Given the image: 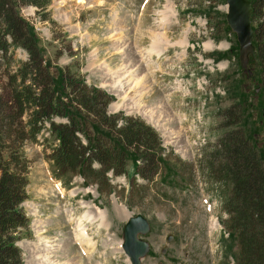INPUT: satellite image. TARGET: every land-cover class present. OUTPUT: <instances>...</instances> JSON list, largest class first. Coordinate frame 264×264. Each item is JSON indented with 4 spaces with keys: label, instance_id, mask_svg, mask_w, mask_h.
Segmentation results:
<instances>
[{
    "label": "rangeland",
    "instance_id": "obj_1",
    "mask_svg": "<svg viewBox=\"0 0 264 264\" xmlns=\"http://www.w3.org/2000/svg\"><path fill=\"white\" fill-rule=\"evenodd\" d=\"M48 1L44 12L17 0L22 19L44 48L43 68L56 79L64 75L67 89L75 75L106 94L107 115L118 127L129 120L146 125L166 165L154 175L147 166L145 177L138 169L146 161L131 162L127 175L109 172L108 182L78 174L56 177L48 159L58 145L50 122L35 142L9 141L3 156L12 171H25L20 210L29 221L14 234V260L131 264L122 248L123 229L130 216L142 214L150 230L142 235L149 250L141 264H236L239 238L230 234L226 205L232 184L217 179L216 155L224 137L239 130L248 137L255 131L251 140L263 147L264 66L259 58L242 66L237 35L226 19L227 0ZM250 1L257 48V35L264 42V0ZM152 47L161 51L151 58ZM219 53L225 57L217 59ZM28 60L23 47L0 52V106H18L13 94ZM238 106L244 110L242 123L232 125L228 110L240 112ZM13 110L15 127L25 126L29 112ZM79 218L86 234L77 236Z\"/></svg>",
    "mask_w": 264,
    "mask_h": 264
},
{
    "label": "trees",
    "instance_id": "obj_2",
    "mask_svg": "<svg viewBox=\"0 0 264 264\" xmlns=\"http://www.w3.org/2000/svg\"><path fill=\"white\" fill-rule=\"evenodd\" d=\"M28 2L44 12L50 4L48 0ZM17 3V0H0V52H7L13 46L23 47L29 53V60L24 63L28 69L21 74L20 90L13 94L18 106H0V264H22V260H14L18 254L14 234L29 224L20 210L26 199L25 171H12L3 156L9 141L14 144L24 139L35 142L44 124L50 122L52 136L58 145L48 159L57 177L78 174L89 181L94 177L108 182L109 172L117 176L126 174L131 162L146 161V165L138 169L145 177L147 166L154 175L161 164L166 165L163 155L155 149L158 139L146 125L129 120L118 127L117 120L107 115L109 100L106 94H98L97 89L82 85L75 75L69 76L70 88L67 89L64 75L56 79L51 70L45 65L47 70L43 68L44 48L22 19ZM262 4L258 2L260 7ZM257 41V59L264 66V42L258 35ZM223 57L225 54L219 53L217 59ZM17 107L18 115L29 112V119L21 128L14 125L13 109ZM238 107L241 113L235 107L228 110L232 125L242 123L243 108ZM56 116L67 121L57 123ZM238 116L240 120H236ZM13 133H19L18 138H14ZM256 134L254 131L248 137L242 130L230 132L221 141L216 155L220 175L217 179L232 184L226 205L231 215L228 219L230 234L232 238H239L240 253L235 257L236 264H264V145L260 147L259 142H253ZM11 158L17 160V155L13 153Z\"/></svg>",
    "mask_w": 264,
    "mask_h": 264
},
{
    "label": "water",
    "instance_id": "obj_3",
    "mask_svg": "<svg viewBox=\"0 0 264 264\" xmlns=\"http://www.w3.org/2000/svg\"><path fill=\"white\" fill-rule=\"evenodd\" d=\"M227 4L226 19L237 35L241 64L247 69L250 56L256 57L252 28L253 4L250 0H227ZM149 230L150 223L142 214L130 216L126 222L123 229V249L132 264H141V259L147 254L149 243L140 236L146 234Z\"/></svg>",
    "mask_w": 264,
    "mask_h": 264
},
{
    "label": "bare ground",
    "instance_id": "obj_4",
    "mask_svg": "<svg viewBox=\"0 0 264 264\" xmlns=\"http://www.w3.org/2000/svg\"><path fill=\"white\" fill-rule=\"evenodd\" d=\"M85 1L86 0H79V2L78 3H85ZM96 1V0H95ZM94 0H93V2H95ZM61 2H63V1H61ZM98 2V1H97ZM100 3V2H99ZM62 4V3H61ZM158 41H160V40H155V45L157 46V44L160 46L161 44H159L158 43ZM167 44H169L168 42H167ZM166 44V45H167ZM153 48V47H152ZM161 50L159 49V48H157L156 47V49L155 48H153V49H151L150 51H148V53H149V57H151L152 58V56H154V54H155V52L157 53H159ZM143 76V75H142ZM136 104V103H135ZM117 106V105H116ZM86 219V218H85ZM78 228V231L76 230ZM77 228L75 229L76 231H77V236H80V235H85L86 234V226L84 225V219L83 218H79L78 220H77ZM81 232V233H80ZM80 233V234H79ZM82 237H84V236H82ZM78 239H79V237H77ZM85 238V237H84ZM45 241H47V240H45ZM80 241V240H79ZM83 243V242H82ZM48 252V251H47ZM41 257H43V259L44 258H47V257H49V254H45V255H42Z\"/></svg>",
    "mask_w": 264,
    "mask_h": 264
},
{
    "label": "flooded vegetation",
    "instance_id": "obj_5",
    "mask_svg": "<svg viewBox=\"0 0 264 264\" xmlns=\"http://www.w3.org/2000/svg\"><path fill=\"white\" fill-rule=\"evenodd\" d=\"M256 58V57H255Z\"/></svg>",
    "mask_w": 264,
    "mask_h": 264
}]
</instances>
